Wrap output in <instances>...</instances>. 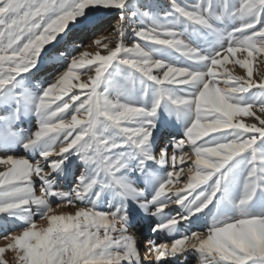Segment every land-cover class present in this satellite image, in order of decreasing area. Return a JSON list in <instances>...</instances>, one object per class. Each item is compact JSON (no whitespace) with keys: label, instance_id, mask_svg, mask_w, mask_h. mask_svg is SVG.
Instances as JSON below:
<instances>
[{"label":"snow or ice","instance_id":"6c2138e0","mask_svg":"<svg viewBox=\"0 0 264 264\" xmlns=\"http://www.w3.org/2000/svg\"><path fill=\"white\" fill-rule=\"evenodd\" d=\"M261 63L264 0H0V264H264Z\"/></svg>","mask_w":264,"mask_h":264},{"label":"bare ground","instance_id":"6f19581e","mask_svg":"<svg viewBox=\"0 0 264 264\" xmlns=\"http://www.w3.org/2000/svg\"><path fill=\"white\" fill-rule=\"evenodd\" d=\"M99 30H104L105 33H108V34L105 35V36L110 35V36H111L110 39H112V37L114 36V34H116V33H114V32L112 31V28H111V26H110V23H105V25H104L101 29H99ZM98 32H99V31H96V32H95V35L89 34V36H87V37L84 38V39H83L82 36H80L79 39L76 40V42H77V43H81L82 41L87 40V42H90V43H91L92 41H90V40H93L95 37L103 36V35H104V34L102 35L101 33H98ZM75 35H76V34H74V35L72 36V38H74ZM262 70L264 71V64L259 66V71H262ZM169 133H171V132H166V133H164L163 137H167ZM16 154H18V152H17ZM69 179H71V177H70ZM58 187H61L63 190H67L64 181H61V184H60ZM37 194H39V186H38V188H37ZM54 200H55V202H52V201H54ZM58 202H59V201H57L56 199H52V200H51V203H52V204L54 203V204H53V207H54V209H55V211H56L57 214L62 213V212H63V213H67V212H74V211H75V208H73V207H71V206L56 208V204H57ZM153 222H154L153 220H149V219H144V218H140V217H138V218L134 221V225H135V226H134L133 228L130 229V232H131L133 235L136 236L137 241H138V245H139V244L141 245V246H140V250H141V253H142V254L145 252L144 241H145L146 239L153 238V239L156 240L157 243H164V242H167V243H169V244L171 243V239H172V238H170V240H168L169 237L166 236V235L163 234V233H161V234H159V235H157V236H153V235L150 233V231H149V226H150ZM39 223H43V221H40ZM11 227H13V226H11ZM9 228H10V227H9ZM13 228H14V227H13ZM0 230H1V229H0ZM14 231H15V229H14ZM141 239H142V242L140 243V240H141ZM1 240H3V242H4V241H6V242L8 241V240H6L5 238H3V239H1ZM184 257H186V254H184L181 258H184ZM186 258H187V257H186ZM190 258H191V259L188 260V261H189L188 264H196V258H195V255L193 254V256L190 257ZM149 259H150V258H149ZM180 262H181V261H180ZM144 264H148V260H147V259L144 261ZM169 264H174V263H172V262L170 261ZM175 264H177V262H175Z\"/></svg>","mask_w":264,"mask_h":264},{"label":"rangeland","instance_id":"374dc122","mask_svg":"<svg viewBox=\"0 0 264 264\" xmlns=\"http://www.w3.org/2000/svg\"><path fill=\"white\" fill-rule=\"evenodd\" d=\"M141 2H143V0H141ZM159 3H161V4H164V3H166V0H159ZM105 25V23H103V24H101V25H99L98 26V28H97V30L96 31H99L98 33H101L103 36H98V37H95L94 39H101V38H107V39H104V42H108V40H111L112 41V43L110 44V47L111 46H114V43H115V39H114V37L116 36V34H114V36L112 37V39H110L111 38V36L110 35H108V36H105V35H107L108 33H105L104 32V30H99V29H101L103 26ZM75 33L73 32V33H70L69 34V38L71 39L72 38V36L74 35ZM82 37H83V39L84 38H86L87 36H89V34L88 35H81ZM93 39V40H94ZM93 40H90V41H92L91 43L90 42H87V40H84V41H82L81 43L84 45V48H82L81 50H87V51H89V52H91V53H94L95 51H97V48H96V46L94 45V43H93ZM131 40H132V36H131V33H129L128 35H127V37H126V43H131ZM101 51H102V53H103V49H100ZM264 63H261V64H259V65H257V67H258V69H259V66L260 65H263ZM229 67H231V65H229ZM235 71L238 73V74H244L243 73V70L242 69H240L239 68V66H237L236 68H235ZM88 74H91V73H87V74H85V75H82V79H87V75ZM261 74H264V71L262 70V71H254V76L258 79L259 78V76L261 75ZM248 122H253V121H251V120H249ZM26 127L28 126V125H25ZM176 131V129H175V127L173 126V125H171V124H165L164 126H162L161 128H160V130H159V132L157 133V136L158 137H163V135H164V133H166V132H171V133H174ZM187 150V149H186ZM17 155H24V153H23V151H19L18 152V154ZM37 185H38V182H37ZM37 188H38V186H37ZM52 202H55V200L54 201H52ZM54 204V203H53ZM138 218V217H137ZM35 219H37V221L38 222H40V220H39V217H35ZM10 228H8V231H14V229H15V231H17L18 230V228H13V227H11V226H9ZM6 235V232L3 230V229H1L0 230V246H5L9 241H4L3 242V240H1V239H3L4 238V236ZM167 236V235H166ZM170 238L171 237H169V239L168 240H170ZM142 242V239L140 240V243ZM141 245L139 244V247H140ZM186 254V257H184V258H181L182 256H180L179 257V261H181L182 262V264H188V260H190L191 258L190 257H192L193 256V253H191V252H187V253H185ZM5 255L9 258V260L11 261V257H12V253L9 251V252H6L5 253ZM170 262V261H169ZM172 263H174L175 264V262H177V261H171Z\"/></svg>","mask_w":264,"mask_h":264}]
</instances>
